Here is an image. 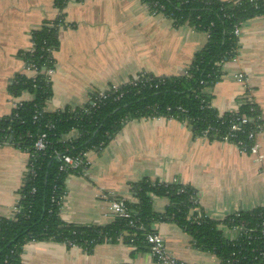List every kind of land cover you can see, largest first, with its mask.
Wrapping results in <instances>:
<instances>
[{"label":"crops","instance_id":"1","mask_svg":"<svg viewBox=\"0 0 264 264\" xmlns=\"http://www.w3.org/2000/svg\"><path fill=\"white\" fill-rule=\"evenodd\" d=\"M57 15L54 0H0V118L17 102L31 100L28 93L13 98L7 88L15 75L30 76L19 53L31 49V31ZM63 15L53 54L52 98L45 112L83 107L95 92L139 75H181L207 40L187 25L174 26L163 15L150 14L141 0H68ZM221 73L205 90L211 107L218 114L235 112L248 98L264 126V16L241 25L236 61L224 63ZM238 74L244 83L236 81ZM76 135L73 131L65 139ZM256 143L262 162L232 144L194 137L185 123L173 119L127 121L102 149L85 154L89 179L66 176L60 218L76 226L110 225L115 217L99 189L134 203L130 186L143 179L193 188L200 208L214 220L250 211L264 205V130ZM27 163V153L13 145L0 146V217L16 214ZM167 204L166 198H153L152 210L162 213ZM151 229L161 234L167 251L182 264H218L212 254L194 249L190 236L175 223L158 220ZM20 259L21 264H154L146 250L122 239L99 244L90 253L52 241L30 242Z\"/></svg>","mask_w":264,"mask_h":264},{"label":"trees","instance_id":"2","mask_svg":"<svg viewBox=\"0 0 264 264\" xmlns=\"http://www.w3.org/2000/svg\"><path fill=\"white\" fill-rule=\"evenodd\" d=\"M141 1L150 14L163 15L174 26L187 25L207 36L205 45L195 53L190 66L181 75H142L138 81L121 85L104 100L99 101L92 94L83 107L45 112L44 107L52 98L51 77L45 72L55 69L53 54L59 47L58 31L64 24L63 10L68 0H54L57 17L32 30V51L19 53L25 66H35L38 73L34 78L23 74L13 77L7 88L9 95L18 98L28 93L31 100L22 102L8 116L0 118V146L13 145L28 154V170L18 193L17 212L12 218L0 217V264H21L22 249L30 242L70 243L90 253L95 246L115 243L122 237L135 249L147 251L145 234L153 231L152 222L158 220L175 223L190 236L194 249L212 254L220 264H264V255L254 252L264 246L260 238L264 205L214 220L204 214L199 203L194 204L198 200L196 191L177 182L143 179L130 186L135 202L125 201V204L132 211L134 226L117 217L103 227L76 226L60 218L64 180L70 173H79V170H60V158L102 149L127 121L173 119L185 123L194 137H202L208 131L207 139L219 141L230 133V119L260 116L256 105L246 99L237 111L219 117L205 90L220 80L222 65L236 57L235 27L264 16V0ZM251 127L249 124L243 129L245 133L236 134L235 140L248 144L246 132ZM73 131L76 137L65 139ZM41 135H45V148L34 153V144ZM153 198L167 199L162 213L153 212ZM241 226L245 230H255L251 236H256V241L248 243L243 231L236 241H230L222 230Z\"/></svg>","mask_w":264,"mask_h":264},{"label":"built area","instance_id":"3","mask_svg":"<svg viewBox=\"0 0 264 264\" xmlns=\"http://www.w3.org/2000/svg\"><path fill=\"white\" fill-rule=\"evenodd\" d=\"M82 1V0H78ZM240 27L236 26L233 35L235 37H239L240 34ZM32 48V46H31ZM32 51V49L28 50ZM231 61L235 62L236 57H234ZM24 69L27 73L30 74V76H27L28 78H34L36 74L38 73L37 68L33 65L31 66H25L24 64ZM52 70H48L45 72L46 76H50L52 74ZM139 75L133 81H138L140 79ZM236 81L239 83H244L245 78L242 74H238L236 76ZM127 84V83H126ZM124 85V84H123ZM121 85H111L107 90L105 91H97L94 94L97 96V99L99 101L106 99L109 94L116 93L118 89L120 88ZM247 100L251 101L250 99L247 98ZM22 102L16 103L13 106L14 108H17L18 105H20ZM252 112L253 109H250ZM223 114H219V117H222ZM36 118V117H35ZM249 124H252V127L248 132H246V139L248 141V144L242 140H235L236 134L238 133H245L243 129L247 127ZM210 130V128H209ZM264 126L261 121V117L259 115L256 116H240L236 118L235 120L229 121V131L228 135H225L221 137L219 140L220 142H225L234 145L241 153L254 157L257 162H262L263 161V156L259 153V146L256 143V137L258 134L263 132ZM207 133L208 131H205L202 135V137L207 138ZM46 145L45 142V135H41L37 141L34 144V153L38 151L44 150ZM60 161L62 162V165L60 166V170L63 169H69L72 171H77L79 170L78 175L82 178H88V161L85 158V154H80L75 157L71 156H63L60 158ZM28 170V169H27ZM33 175V172H31ZM99 196L106 200L109 203V211L114 215V217L117 218H122L128 220V225L129 226H134L136 221L132 216V211L127 207L125 204V200L118 199L116 198L112 193H109L105 191L104 189H99ZM198 200L194 201V204L198 205ZM61 210V208H60ZM261 233H260V238L262 239V243L264 244V224L261 225ZM224 234L226 235L227 239L230 241H236L237 238L242 234V231L245 232L247 235L248 243H252L256 241L257 237L256 236H251V234L255 233V230H245L243 226L241 227H234L231 229H222ZM122 237H120L117 241H120ZM145 243L147 245V253L149 257L153 260L154 264H182L179 260L174 258L166 249L164 239L161 236V234L157 233L156 231H151L149 233L145 234ZM67 246L71 247H76L73 246L72 244H65ZM263 246V245H262ZM77 248V247H76ZM254 252H258L259 256L264 255V246L258 249H254ZM218 264L220 262L218 261Z\"/></svg>","mask_w":264,"mask_h":264},{"label":"rangeland","instance_id":"4","mask_svg":"<svg viewBox=\"0 0 264 264\" xmlns=\"http://www.w3.org/2000/svg\"><path fill=\"white\" fill-rule=\"evenodd\" d=\"M26 72V71H25ZM18 103V102H17Z\"/></svg>","mask_w":264,"mask_h":264}]
</instances>
